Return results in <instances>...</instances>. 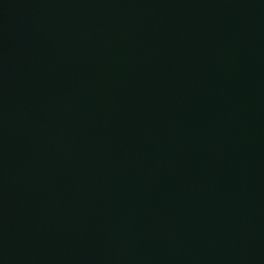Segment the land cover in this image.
<instances>
[{"label":"water","instance_id":"95a60500","mask_svg":"<svg viewBox=\"0 0 264 264\" xmlns=\"http://www.w3.org/2000/svg\"><path fill=\"white\" fill-rule=\"evenodd\" d=\"M0 264H264V0H0Z\"/></svg>","mask_w":264,"mask_h":264}]
</instances>
